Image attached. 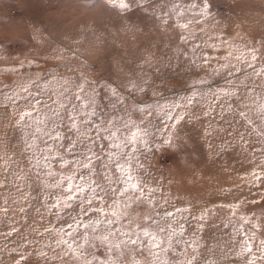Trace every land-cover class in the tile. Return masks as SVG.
Listing matches in <instances>:
<instances>
[{"label":"rangeland","instance_id":"rangeland-1","mask_svg":"<svg viewBox=\"0 0 264 264\" xmlns=\"http://www.w3.org/2000/svg\"><path fill=\"white\" fill-rule=\"evenodd\" d=\"M120 2L0 0V101L7 103L5 95L22 94L23 86L30 87V80L45 74L83 75L100 85L117 86L124 96L128 95L124 86L130 80L140 84L147 81L148 95L136 93L137 99H152L153 91L169 99L186 96L190 94L186 85L203 80L206 83L197 87L209 92L208 101L212 93L246 80L245 72L251 75L252 69L236 57L243 53L241 60L250 59L247 48L255 41H264V0H208L211 8L207 15L201 13L204 0H180L184 7H197L167 25L153 18V14L167 10L162 8L167 0H145L143 8L137 7L140 0H124L132 3L130 11L112 6ZM185 23L187 29L175 26ZM69 67L76 71L69 72ZM255 79L259 84L261 78ZM97 91L105 93L102 87ZM256 92L264 94V89L257 87ZM16 111L11 104L0 106V178L3 168H11L9 178L20 188L19 192L12 185L8 190L0 189V208L8 202L7 214L0 210V264H74L64 256L67 249L56 243L55 229L63 222L42 207L45 193L37 190V170L27 167L21 155V125L14 123ZM202 111L197 108L196 114ZM220 113L217 107L212 116L185 122L180 133L184 139L176 142L178 147L158 145L159 151L153 149L150 175L160 186L154 195L158 203L167 197L176 206L191 205L193 214L206 207L238 204L236 217H250L261 225L262 231L253 242V259L255 264H264V259L258 258V241L264 239V180L253 181L250 175L257 171L264 178V168L257 167L264 155L253 151L259 145H245L240 139L239 132H251V128L246 130L243 121L235 124L227 113L221 119ZM249 115L258 126L257 114ZM229 121L234 126L230 127ZM205 130L211 135L206 136ZM254 139V135L244 137ZM13 161L19 162L20 168ZM53 166L56 171L71 172V168L61 169L56 161ZM168 210H172L171 205ZM153 211L144 207L134 214L142 218ZM216 212L202 234L197 221L189 219L184 240L194 243L191 247L183 242L174 245L176 255L169 252L166 258L177 264H187L194 256L196 264H232V252L225 247L231 229H224L221 223L231 213L226 208H216ZM46 227L53 231H45ZM98 250L103 251L99 243ZM134 260L150 264L152 258L147 251L134 249L119 258L120 264H133Z\"/></svg>","mask_w":264,"mask_h":264},{"label":"snow or ice","instance_id":"snow-or-ice-1","mask_svg":"<svg viewBox=\"0 0 264 264\" xmlns=\"http://www.w3.org/2000/svg\"><path fill=\"white\" fill-rule=\"evenodd\" d=\"M144 3L145 0H140L137 7L143 8ZM112 6L123 11L132 9V3L124 0ZM196 7V4L184 7L180 0H167L162 5L167 10L160 15L153 14V18L163 20L167 25ZM210 8L208 0H204L201 13L207 15ZM145 14L149 13L146 11ZM175 26L187 29L188 24ZM181 40L186 42L183 36ZM262 50L264 41H255L247 48L250 59L241 60L243 53L237 56L246 68L252 69L251 75L245 72L246 80H240L230 89L212 93L210 101L209 92L197 87V84L206 83L203 80L186 85L190 90L186 96L169 99L153 91L152 99H137L136 93L148 95L147 81L140 84L130 80L124 86L128 91L124 96L117 86L100 85L83 75L73 77L59 73L38 76L29 81L30 87L21 88L22 94L4 96L7 103L0 101V106H16L14 123L21 125L18 138L22 145L21 155L27 167L37 170V190L45 193L42 207L54 219L63 222L54 234L57 245L67 249L64 256L70 257L74 264H120L119 258L126 250L134 249L140 253L147 251L152 258L150 264H177L166 257L169 252L176 255L174 245L183 242L186 247H191L194 243L184 240L189 219L197 221L196 227L202 234L217 215L216 208H226L231 216L221 223L224 229H231L225 247L232 252V264H238L240 260L244 264H255L253 242L262 231L259 223H254L250 217H236L238 204L206 207L199 214H193L191 205L176 206L167 197L163 203H158L154 194L160 186L151 177L150 168L153 149L159 151L158 145L178 147L176 142L184 139L180 133L185 122L212 116L217 107L221 109V119H225L227 113L233 116L235 124L243 121L246 130L252 129L251 132H239L240 139L245 145H259L253 151L264 155V94L256 92L257 87L264 89ZM222 68L229 69V66ZM68 71L74 73L76 70L69 67ZM257 77L261 78L259 84ZM100 87L105 89L104 95L97 91ZM197 108L203 109L199 115ZM253 112L257 114L258 126L249 115ZM136 116L140 119H134ZM229 126H234L233 121H229ZM246 134L254 135L255 139L244 140ZM205 135L211 133L205 130ZM53 161L61 169L71 168V172L56 171ZM13 163L20 168L19 162ZM257 167L264 168V161ZM11 175V168H3L0 189L8 190L12 185L19 192V186L9 178ZM250 175L253 181L264 180L257 171ZM16 179L20 177L16 176ZM7 205L5 201V206L0 208L5 214ZM169 205L172 210H168ZM144 207H152L154 211L142 218L134 214ZM212 227L218 228L220 224ZM45 231L53 229L46 227ZM97 242L103 251L98 250ZM258 242L261 245L258 258L264 259V239ZM196 259L194 256L187 264H196ZM133 264L141 262L134 260Z\"/></svg>","mask_w":264,"mask_h":264}]
</instances>
